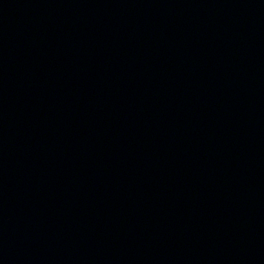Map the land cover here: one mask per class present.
Wrapping results in <instances>:
<instances>
[{
    "label": "water",
    "instance_id": "95a60500",
    "mask_svg": "<svg viewBox=\"0 0 264 264\" xmlns=\"http://www.w3.org/2000/svg\"><path fill=\"white\" fill-rule=\"evenodd\" d=\"M0 264H264V0H0Z\"/></svg>",
    "mask_w": 264,
    "mask_h": 264
}]
</instances>
